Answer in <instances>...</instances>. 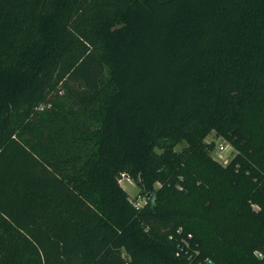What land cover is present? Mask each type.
I'll use <instances>...</instances> for the list:
<instances>
[{
    "label": "trees",
    "instance_id": "16d2710c",
    "mask_svg": "<svg viewBox=\"0 0 264 264\" xmlns=\"http://www.w3.org/2000/svg\"><path fill=\"white\" fill-rule=\"evenodd\" d=\"M0 264H264V0H0Z\"/></svg>",
    "mask_w": 264,
    "mask_h": 264
},
{
    "label": "built area",
    "instance_id": "2783aa9c",
    "mask_svg": "<svg viewBox=\"0 0 264 264\" xmlns=\"http://www.w3.org/2000/svg\"><path fill=\"white\" fill-rule=\"evenodd\" d=\"M213 155L216 160H218L223 166L226 167L229 166L231 162L235 159L237 151L230 143L224 141L222 137H219L214 140ZM133 203L137 208H141L146 203V199L145 197L139 195V197L136 198ZM182 232L183 230L180 228L178 230V237L174 235L171 236V239H175L177 243H179V248L181 247V249L183 247H189L190 239L192 238L191 235H189L187 238H182V236H180ZM195 253L198 255L199 252L196 250ZM177 255L179 256L180 252H178ZM192 258L193 257L190 255V259ZM209 263H211V261H209Z\"/></svg>",
    "mask_w": 264,
    "mask_h": 264
},
{
    "label": "rangeland",
    "instance_id": "374dc122",
    "mask_svg": "<svg viewBox=\"0 0 264 264\" xmlns=\"http://www.w3.org/2000/svg\"><path fill=\"white\" fill-rule=\"evenodd\" d=\"M223 138L224 141H227L228 139L221 136ZM211 138V137H210ZM186 145V144H184ZM184 145H180L178 147H176L175 150L180 151L183 149ZM160 152H164L162 150H160ZM120 184L123 186V188L128 192L130 198L132 201H134L136 198L139 197L140 193H141V189L140 186L138 184L137 181L135 180H129V178L123 177L122 180L120 181ZM161 184L157 183L155 185V188H160ZM146 193H143L141 196L145 197Z\"/></svg>",
    "mask_w": 264,
    "mask_h": 264
}]
</instances>
